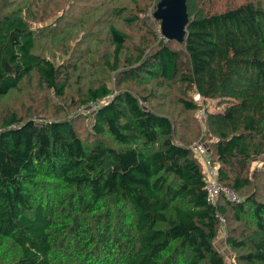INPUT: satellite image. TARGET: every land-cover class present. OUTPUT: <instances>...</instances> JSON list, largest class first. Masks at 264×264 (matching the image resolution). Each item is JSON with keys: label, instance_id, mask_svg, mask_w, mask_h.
Listing matches in <instances>:
<instances>
[{"label": "trees", "instance_id": "16d2710c", "mask_svg": "<svg viewBox=\"0 0 264 264\" xmlns=\"http://www.w3.org/2000/svg\"><path fill=\"white\" fill-rule=\"evenodd\" d=\"M152 1L0 0V98L34 79L64 98L75 73L88 79L75 110L1 118L0 264H227L217 214L234 264H264V171L251 170L264 154V0H186L181 41L162 35ZM149 85L203 111L201 139L239 202L208 201L205 166Z\"/></svg>", "mask_w": 264, "mask_h": 264}, {"label": "rangeland", "instance_id": "374dc122", "mask_svg": "<svg viewBox=\"0 0 264 264\" xmlns=\"http://www.w3.org/2000/svg\"><path fill=\"white\" fill-rule=\"evenodd\" d=\"M241 1L242 0H208L203 3V6L204 8H206L209 2L214 7V10L225 9L228 6L238 4ZM148 3L144 7L147 9V14L152 16V14L154 15L155 13L152 10L155 6V1H152L150 5ZM154 23L155 29L160 33V22L156 21ZM154 27L152 28L154 29ZM81 36L82 34L80 35V37ZM160 36L163 37L162 35ZM60 62H63V60L61 59ZM89 69L93 73L98 72L93 66H91V68ZM25 84L27 85V87H25V90L22 89V91H15L11 93V95L0 98V121L1 118L4 115H7V113L10 111H16L22 116L55 117L61 116L60 112L58 111H60V107L62 105H65V107L71 106L75 110V107L80 102V89H83L88 85V79L80 77L79 74L75 73L73 75L71 85L66 90L64 98L58 97L54 91L42 89V87L37 84V81L35 79L33 80V83L29 84V82L27 81L25 82ZM139 89H146L148 91L151 90L155 94H158L159 92L165 93L164 97H158L155 99V109L158 112L161 111L167 113L177 124H179V126L181 124V130L178 131V135L180 134V136L182 137H188L190 143H192L190 146L191 148L195 145V143L203 142L201 139V133H206V127L204 126V121L202 120L203 111L196 113H187L186 111H184L183 108L176 102V92L174 90H167L166 92V90L156 85L142 86ZM192 98L195 101L200 100V97L197 94H194ZM107 101L109 100L105 98L104 100L98 102V106L104 104ZM208 103L209 109L214 112L222 111L224 108V106H217L215 101H209ZM89 106L90 108L92 107L91 109L95 108L93 104ZM88 122L89 121H87V123ZM84 127H87V125H84ZM203 143L208 144V142ZM251 170L253 172L257 170L264 171V154L254 158ZM225 225L226 222L221 226L215 245L225 256L226 263L234 264V254L231 251L230 247L226 245V238L228 236V233Z\"/></svg>", "mask_w": 264, "mask_h": 264}, {"label": "water", "instance_id": "95a60500", "mask_svg": "<svg viewBox=\"0 0 264 264\" xmlns=\"http://www.w3.org/2000/svg\"><path fill=\"white\" fill-rule=\"evenodd\" d=\"M186 0H160L155 17L161 21L162 35L167 40L181 41L188 22Z\"/></svg>", "mask_w": 264, "mask_h": 264}, {"label": "built area", "instance_id": "2783aa9c", "mask_svg": "<svg viewBox=\"0 0 264 264\" xmlns=\"http://www.w3.org/2000/svg\"><path fill=\"white\" fill-rule=\"evenodd\" d=\"M109 100V99H108ZM91 104L94 105L95 108L93 109H98V102L94 103L92 102ZM90 104V105H91ZM92 108V107H91ZM192 150L195 152L196 156L201 159L203 165L206 168L207 171V194H208V201L214 205L217 206L218 200L220 197V194L222 192H225L228 196V199L232 202H239L240 199L228 188L223 187L219 180H218V167L217 165L212 164V160L209 155V150L208 147L206 146L205 143L203 142H197L195 143L194 146H192ZM217 217L219 218L221 224H225L226 219L223 215L217 214Z\"/></svg>", "mask_w": 264, "mask_h": 264}]
</instances>
